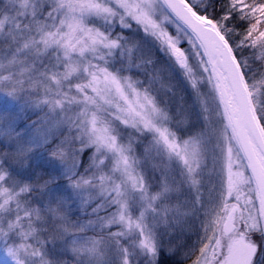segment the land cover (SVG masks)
<instances>
[{"label":"snow or ice","instance_id":"obj_1","mask_svg":"<svg viewBox=\"0 0 264 264\" xmlns=\"http://www.w3.org/2000/svg\"><path fill=\"white\" fill-rule=\"evenodd\" d=\"M0 264H264V0H0Z\"/></svg>","mask_w":264,"mask_h":264}]
</instances>
